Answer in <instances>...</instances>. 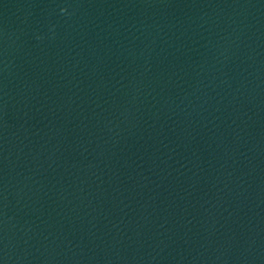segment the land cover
<instances>
[{"label":"water","instance_id":"1","mask_svg":"<svg viewBox=\"0 0 264 264\" xmlns=\"http://www.w3.org/2000/svg\"><path fill=\"white\" fill-rule=\"evenodd\" d=\"M0 264H264V0H0Z\"/></svg>","mask_w":264,"mask_h":264}]
</instances>
